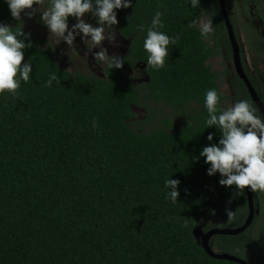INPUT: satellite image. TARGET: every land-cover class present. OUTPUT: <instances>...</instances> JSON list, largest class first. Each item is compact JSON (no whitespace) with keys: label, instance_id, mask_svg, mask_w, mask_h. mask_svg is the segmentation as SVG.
I'll return each instance as SVG.
<instances>
[{"label":"trees","instance_id":"16d2710c","mask_svg":"<svg viewBox=\"0 0 264 264\" xmlns=\"http://www.w3.org/2000/svg\"><path fill=\"white\" fill-rule=\"evenodd\" d=\"M43 3L50 7V0ZM157 10L159 31L179 36L159 70L147 67L143 47ZM115 11L118 24L105 28L130 39L122 68L108 66L105 77L72 72L52 45L31 34L22 61L31 63L29 81L20 80L16 94L0 93V264H241L212 257L193 236L198 225L229 227L212 222L233 201L238 227L249 214L246 189L237 196L235 186H221V174L209 176L211 165L200 156L222 135L205 123L206 91L217 90L218 110L226 99L209 63L225 31L220 2L200 0L193 8L191 0H131ZM204 16L213 21L207 39L198 25L188 28ZM76 22L69 17L68 25ZM18 23L0 0V24L15 30ZM138 63L149 77L140 86L121 78ZM51 73L60 83L45 87ZM149 102L183 115L182 125L132 128L133 107L148 110ZM167 179L180 181L176 203L166 196ZM260 217L236 235L212 236L211 247L248 263L252 248L253 264H264V228L259 245L252 238Z\"/></svg>","mask_w":264,"mask_h":264},{"label":"clouds","instance_id":"9594fccd","mask_svg":"<svg viewBox=\"0 0 264 264\" xmlns=\"http://www.w3.org/2000/svg\"><path fill=\"white\" fill-rule=\"evenodd\" d=\"M9 6L11 16L14 20L21 21V13L32 18L37 9L33 5H41L44 0H5ZM200 0H191L193 8L199 7ZM131 7V0H50V7L41 13V20L47 26L49 32L64 41L67 45H74L77 36L82 34L85 40L90 39L93 45H101L102 41L108 40L115 44V33L106 32L105 25L112 27L118 24L116 9ZM26 9L32 11L25 12ZM91 13L98 21L99 27L85 22L82 18ZM162 12L159 10L153 16L151 25L147 28V36L143 47L149 54L147 67L159 70L165 66V57L169 55V44L175 45L179 36L169 37L159 31L164 27L161 20ZM74 17L78 22L69 29L68 19ZM199 26L200 35L207 39L213 32V21L197 17L193 19L188 28ZM141 31L144 25L138 26ZM0 24V93L5 91L16 94L20 87V80L25 83L29 81L32 72L31 63H23L26 48H31L30 33L23 31L19 23L14 27ZM59 44V42H58ZM94 49V48H92ZM92 49H89L91 52ZM95 61H107L109 68L120 69L123 67L124 58L117 54L108 55L107 49L100 47L98 52L92 53ZM19 75L20 79H17ZM60 83L57 75L51 73L45 83L50 87L52 82ZM219 94L216 89H209L205 93V107L208 118L205 123L208 127H217L222 135L219 145L211 144L205 146L200 156L205 157V163L211 167L207 170L209 176L219 172L222 179L221 186L232 187L240 190L235 195H241L242 190L250 189L252 192H264V120L256 115V109L247 101L240 100L233 106L224 110H218ZM219 112V114H218ZM93 127L96 122L93 120ZM207 139L213 140L209 134ZM179 180H165V187L169 189L166 193L173 203L177 202L179 191L177 187ZM215 215V210H212ZM228 219L233 216L230 208L225 209Z\"/></svg>","mask_w":264,"mask_h":264},{"label":"rangeland","instance_id":"374dc122","mask_svg":"<svg viewBox=\"0 0 264 264\" xmlns=\"http://www.w3.org/2000/svg\"><path fill=\"white\" fill-rule=\"evenodd\" d=\"M48 7L49 6L44 3L41 5H33V9H37V11L32 16V18H28V16L22 12L21 20L24 28L30 34L52 45L59 63L68 70L72 72L78 71L85 74L105 77V69L108 67V62L95 61L92 53L98 52L100 50V47H104L107 49V53L109 56L117 54L121 58H123V56L127 54L130 46V41L127 39L124 42L120 38L121 35L119 34V31L117 29L105 28L106 32L113 31L115 33V44L110 43L106 39L102 41L101 45H93L90 39L84 41L82 34L76 37L74 45L72 46L67 45V43L62 40L59 41L58 37L49 32L47 26L44 25L43 21L40 18L41 13L47 10ZM228 8L234 25L236 26L239 33L241 48L248 67L251 65L252 60H254L256 63L261 64V66L264 68V59L260 58L256 54V52L254 51V46L251 42L253 38L261 37L263 35L262 32L264 31V12L263 14L258 15L257 12L259 13L258 9L260 8H263L264 10V2L262 3L261 0L260 3L250 4L248 0H229ZM29 11H32V9L25 10V12ZM82 18L85 20V22L92 24L94 27H99V24L92 19L91 13L85 14V16ZM203 18L211 19L209 16H204ZM71 27L72 25H69V29H71ZM218 43L220 54L218 55V57L211 59L210 63L218 73H221V71L225 67H229L230 69L234 68L233 59H231L228 54L227 32L223 33V35L219 38ZM89 49H92L91 52H89ZM143 66L144 64L142 63H138L136 67H133L132 65L127 66L122 70L121 78L130 80L133 84H136L138 86L148 82V76L144 72ZM222 88L223 90L229 89V87L227 88V86L225 85L224 81L222 82ZM230 106L231 101L228 100L224 103V107L226 109ZM148 108L149 109L147 110V108L145 107L136 105L133 107L136 116H134L130 120L132 128L140 131H151L161 126L169 127V120L170 128L182 125L184 116L180 113H176L173 109L164 107L160 104H155L153 102L148 103ZM234 206L235 201H233L227 208L233 210ZM255 207V215L259 214L261 215V217L257 220L252 228V238L253 240H256V244L259 245V239L263 238V235L260 232L261 229L264 228V192L257 191V195L255 198ZM233 213L234 214L232 218L228 219L225 211L222 212L213 219V225L225 221L226 225L229 226V228L238 227V223L236 222L238 220L236 213ZM247 217L248 215L244 211L242 213L241 219H243L245 222ZM216 250L220 252L219 249ZM248 258L251 264L255 263V260L257 259L256 257L254 258L252 248L249 250Z\"/></svg>","mask_w":264,"mask_h":264},{"label":"flooded vegetation","instance_id":"af4514ba","mask_svg":"<svg viewBox=\"0 0 264 264\" xmlns=\"http://www.w3.org/2000/svg\"><path fill=\"white\" fill-rule=\"evenodd\" d=\"M251 3L257 4L260 3L261 0H248ZM228 2L226 0V4H227V9H228V13L229 16L231 18L232 24H233V29L235 32V36L239 45V49H240V57H241V63H242V68L244 70V73L246 75V77L248 78V80L250 81V83L252 84L253 88L255 89L260 101L262 102L263 106H264V68L261 66V64L256 63L254 60H252L251 65L248 67L245 57L243 55V51L241 48V40L239 37V33L237 31L236 26L234 25V22L232 20L231 14L229 12V8H228ZM264 2V0H262V3ZM259 13L258 14H263L264 10L263 8L258 9ZM259 18V16H258ZM256 19V17H255ZM227 32V47H228V42H229V47H228V54L230 56L231 59H233V69H230L229 67H225L221 73H218L212 66V64L210 63V60L218 57V55L220 54V50H219V43L217 41V47H215L216 51H218L215 56L213 58L209 59V63L212 66V69L217 73L218 75V85L220 87V90L225 94L226 99L224 100V102H222V106L224 109H226L224 107V103L226 101H231V106H233L236 102L240 101V100H250V104L256 109V115L260 116L262 120H264V114L262 113V111L260 110V108L258 107V105L256 104V102L254 101L250 90L245 82V80L243 78L240 77L239 73L236 70L235 64H234V51H233V47L230 41V37L228 34V30L226 28L225 25V31L223 33ZM120 34V33H119ZM262 36L261 37H255L252 39V45L254 46V51L256 52V54L264 59V31L262 32ZM121 35V34H120ZM124 42L125 40H127V38H125L124 36L121 35L120 37ZM130 41V39H128ZM219 40V39H218ZM212 45H215V43L212 41L211 42ZM130 47V46H129ZM128 53V52H127ZM124 58V56H123ZM264 61V60H263ZM143 64V63H142ZM144 72H145V65L143 66ZM146 73V72H145ZM148 76V75H147ZM224 81L225 85L227 86V88L229 87L228 90H223L222 88V82ZM226 81V82H225ZM240 81V83H239ZM242 83V85H241ZM257 192H254V198H256ZM256 216V215H255Z\"/></svg>","mask_w":264,"mask_h":264},{"label":"water","instance_id":"95a60500","mask_svg":"<svg viewBox=\"0 0 264 264\" xmlns=\"http://www.w3.org/2000/svg\"><path fill=\"white\" fill-rule=\"evenodd\" d=\"M219 2H220L221 12H222V15L224 17L225 25H226V28L228 30V34H229L230 41H231L233 51H234V64H235L236 70L239 73L240 77L245 80L254 101L256 102V104L258 105V107L260 108L262 113L264 114V106H263L262 102L260 101V99H259L255 89L253 88L252 84L250 83V81L246 77L244 70L242 68L240 49H239V45H238V42H237V39L235 36V32L233 29V24H232L231 18H230L229 13H228L226 0H219ZM148 80H149V77H148ZM246 195H247V200H248L249 214H248V217L242 226L234 227V228H229V227L212 228L209 231H204L203 230L204 225L202 224V225L196 226L193 229V236L196 239L201 240L202 246L207 251V253L209 255H211L212 257L225 258V259L236 261V262L241 263V264H250L240 257L233 256V255H230V254L225 253V252L220 253V252L214 250L210 245V240H211L212 236H214L216 234L236 235V234L246 230V228L253 222V220L255 218V214H256L254 192H252L250 189L246 188Z\"/></svg>","mask_w":264,"mask_h":264}]
</instances>
